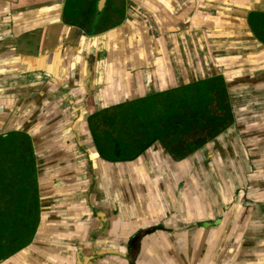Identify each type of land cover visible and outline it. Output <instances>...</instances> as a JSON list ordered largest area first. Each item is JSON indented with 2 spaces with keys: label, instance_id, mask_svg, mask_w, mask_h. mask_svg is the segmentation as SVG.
Here are the masks:
<instances>
[{
  "label": "crops",
  "instance_id": "0c3cea01",
  "mask_svg": "<svg viewBox=\"0 0 264 264\" xmlns=\"http://www.w3.org/2000/svg\"><path fill=\"white\" fill-rule=\"evenodd\" d=\"M66 1L0 0V135L31 137L40 197L33 240L0 264H262L264 238L248 249L232 239L246 231L235 214L228 224L232 168L207 163L222 155L211 146L221 135L182 159L156 140L109 161L89 120L214 76L230 100V79L264 95V43L249 24L264 0H122L118 20L119 0H108L97 32L67 23ZM216 52L233 53L231 64Z\"/></svg>",
  "mask_w": 264,
  "mask_h": 264
},
{
  "label": "trees",
  "instance_id": "16d2710c",
  "mask_svg": "<svg viewBox=\"0 0 264 264\" xmlns=\"http://www.w3.org/2000/svg\"><path fill=\"white\" fill-rule=\"evenodd\" d=\"M97 4V0L91 4L87 0H67L64 18L67 23L82 27L89 22V32H97ZM249 24L264 43V13H251ZM182 91V95L168 91L148 98L134 110L92 115L90 127L101 156L109 161L132 159L159 140L174 158L182 159L234 124L232 104L222 76L197 81ZM155 103L161 107H154ZM127 121L132 123L126 125ZM39 221L33 141L20 131L1 134L0 262L31 243Z\"/></svg>",
  "mask_w": 264,
  "mask_h": 264
},
{
  "label": "rangeland",
  "instance_id": "374dc122",
  "mask_svg": "<svg viewBox=\"0 0 264 264\" xmlns=\"http://www.w3.org/2000/svg\"><path fill=\"white\" fill-rule=\"evenodd\" d=\"M118 3L119 5L122 4V0H119ZM227 51H229V49H227ZM216 54L217 55H215L213 60L216 62L219 61L220 64L227 61V66L231 64L230 57H228V55H233V53L228 52L219 54L216 52ZM219 63H215V65H219ZM241 80L244 83L247 82L244 80L248 79L243 78ZM238 83H241V81L236 82L233 79L229 80V84L231 86L229 89L233 95L232 99L234 109H232L235 111V114L238 118L237 122H239L237 125L235 123L232 125V127L222 132L220 134L221 136L218 135L220 138H218L217 141L211 146L213 148V152L215 151L214 154H216V152H221L222 155H217L219 156L217 162L216 160H212L207 163H210L213 166H225L232 168L231 171L228 170L226 175L227 191L229 192L227 195L228 203H230L232 208L230 210L232 212L229 211V214H227L229 217L228 224L231 223L230 218L234 214L238 217H241L239 222L233 225H235L239 230L246 231L245 233H241L239 235L237 233L236 235L238 239H235V237L232 239L238 240L242 243L245 242L244 247L248 249L252 248V246H246L249 243V240H252V237L259 236L260 238H264V228L261 227L262 223L264 222H259L256 220L259 217L264 219V204L256 202V199H261L259 193L264 192V102L261 100L264 99V95L257 92L241 94L239 90H235V85ZM176 94L182 95L183 91L181 90ZM240 103L244 104L241 105ZM154 107L160 108L161 106L158 107L155 103ZM254 150L261 151L258 154H255V158L251 154V152ZM239 167L240 169L244 167L243 174H236V168L238 169ZM256 169H259V171L256 172ZM256 173H262L263 175H255ZM211 180L214 182L212 178ZM216 193H218V191H216ZM252 194H256V196H253ZM237 203L242 204V207L238 210L234 209ZM193 208L196 210V206ZM252 224L260 227L258 230L259 232L253 231L254 229L252 228ZM156 229L158 231L164 230L165 227L162 224H159ZM153 230L154 228L152 231ZM233 230H235V228H233ZM254 240L258 241V238ZM258 242H256V244L253 246L255 247ZM197 250L200 252L202 248H197L196 251ZM261 258L262 257L260 256V263L262 260ZM262 264H264L263 260Z\"/></svg>",
  "mask_w": 264,
  "mask_h": 264
},
{
  "label": "flooded vegetation",
  "instance_id": "af4514ba",
  "mask_svg": "<svg viewBox=\"0 0 264 264\" xmlns=\"http://www.w3.org/2000/svg\"><path fill=\"white\" fill-rule=\"evenodd\" d=\"M89 2V1H88ZM107 2H108V0H107ZM107 2H106V4H107ZM90 3V2H89ZM87 4V3H86ZM85 6H87V5H85ZM106 7V6H105ZM86 9V11L89 9V8H85ZM97 9H98V5H97ZM105 9L106 8H104V10L101 12V13H99L98 11V13L96 14V17H98L97 18V23H96V25H95V27L96 28H101V27H103L106 23H105V20H106V18L108 17V15L109 14H107V12L105 11ZM120 16H122V4H118V7L116 8V10H115V19L116 20H118L119 18H120ZM92 18L93 17H91V20H92ZM84 20V18H82V21ZM108 22H110V23H112V21H110V20H108L107 21V23ZM115 22V21H114ZM89 24V22L88 23H86V25H88ZM159 141V140H158ZM155 142V141H154ZM153 144V143H152ZM166 148V147H165ZM167 149V148H166ZM168 150V149H167ZM176 159V158H175Z\"/></svg>",
  "mask_w": 264,
  "mask_h": 264
},
{
  "label": "water",
  "instance_id": "95a60500",
  "mask_svg": "<svg viewBox=\"0 0 264 264\" xmlns=\"http://www.w3.org/2000/svg\"><path fill=\"white\" fill-rule=\"evenodd\" d=\"M106 2H107V0H98V12L99 13H101L103 10H104V8H105V6H106ZM231 104H232V108L234 107L233 106V100H231ZM234 109V108H233ZM233 113H234V118H235V111L233 110ZM232 127V126H231ZM214 139H216V138H214ZM213 139V140H214ZM213 140H211V141H213ZM206 145V144H205Z\"/></svg>",
  "mask_w": 264,
  "mask_h": 264
}]
</instances>
